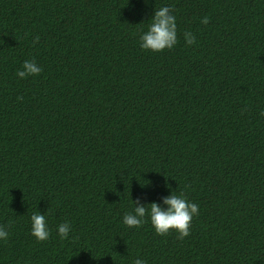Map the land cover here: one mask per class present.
Here are the masks:
<instances>
[{
  "label": "trees",
  "instance_id": "trees-1",
  "mask_svg": "<svg viewBox=\"0 0 264 264\" xmlns=\"http://www.w3.org/2000/svg\"><path fill=\"white\" fill-rule=\"evenodd\" d=\"M163 6L178 43L145 51ZM172 192L188 237L123 224ZM0 226V264H264V0H0Z\"/></svg>",
  "mask_w": 264,
  "mask_h": 264
},
{
  "label": "clouds",
  "instance_id": "clouds-1",
  "mask_svg": "<svg viewBox=\"0 0 264 264\" xmlns=\"http://www.w3.org/2000/svg\"><path fill=\"white\" fill-rule=\"evenodd\" d=\"M150 21L147 30L140 36V47L150 52L173 49L178 43V25L172 10L168 6L156 8ZM201 22L208 24L209 18L204 17ZM183 36L187 45L191 46L196 43V37L191 32H184ZM42 70L36 61L25 60L21 70L16 72V76L22 80L37 76ZM133 202L135 206L131 212L123 216V224L128 228L139 229L150 220L158 236H165L175 231L180 239L188 237L192 220L199 215V205L190 202L182 192L179 195L172 192L171 195L163 197L161 202H151L148 205L139 199ZM30 220L31 235L38 241L48 240L52 230L48 226L46 215L41 212L33 213ZM56 231L60 239H68L72 231L71 224L67 221L60 223ZM8 237L7 229L0 226V241H6ZM134 264H147V261L137 258Z\"/></svg>",
  "mask_w": 264,
  "mask_h": 264
}]
</instances>
